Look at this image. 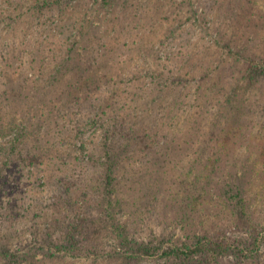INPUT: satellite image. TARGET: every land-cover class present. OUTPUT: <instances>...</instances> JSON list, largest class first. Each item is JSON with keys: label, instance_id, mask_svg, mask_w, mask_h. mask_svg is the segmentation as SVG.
<instances>
[{"label": "trees", "instance_id": "16d2710c", "mask_svg": "<svg viewBox=\"0 0 264 264\" xmlns=\"http://www.w3.org/2000/svg\"><path fill=\"white\" fill-rule=\"evenodd\" d=\"M166 1L88 0L111 15L107 26L73 18L64 38L35 46L26 63L17 47L4 57L0 134L14 141L3 151L0 193L17 148L51 195L0 201L10 224L41 219L28 226L27 246L12 241L20 229H3L0 264H264V49L252 43L256 31L264 41V0H208L212 22L206 13L188 19L207 34L218 19L233 30L218 29L198 60L186 49L174 61L154 55L151 75L133 73L134 57L173 31ZM9 3L0 21L14 36L23 14L28 28L77 6ZM20 138L48 155L34 159Z\"/></svg>", "mask_w": 264, "mask_h": 264}, {"label": "rangeland", "instance_id": "374dc122", "mask_svg": "<svg viewBox=\"0 0 264 264\" xmlns=\"http://www.w3.org/2000/svg\"><path fill=\"white\" fill-rule=\"evenodd\" d=\"M10 0H0V14L7 17V14L11 12V4L9 3ZM31 0H15L16 4L18 5V8L21 7L22 3L29 2ZM77 3V6H66L65 11L67 14L61 13V15H58L56 19H49L46 24H39V23H33L31 27L26 28L25 24L27 22H24V14L22 17H19L13 26L15 29H17L16 36L10 35L9 31L11 26H7L6 20L0 21V65L2 66L4 57H8L9 52L12 50V47H17L20 53V57H23L25 63L27 61V58H31L35 54V46H38L40 43L42 44H49L52 42H58L60 39L64 38L68 32H70V26L69 21H72L73 18H77L78 20L82 19L83 17H86V20H90L92 22H95L96 25L102 26L103 28L106 23V18L109 19L111 16L109 13H106L105 11L96 10L95 8L91 7L88 3V0H75ZM142 0H137V3L135 2L134 5L139 4L142 7H149L150 4L143 5L141 3ZM163 11L165 15H170V28L173 30L172 32H167L165 34H160L157 36V38L154 41V47L152 49L151 55H145L142 56L144 58L139 57L137 59L134 57L133 64L135 65L134 68H132L131 71L133 73H147V75H151V72L148 71L149 69V63L153 60L154 55H172L173 61L178 59L180 56L181 51H184L185 49L190 52V59L198 60L199 55L205 50V46L213 44L214 40L217 38V30L221 29L223 32L225 31H231L234 29L235 23L228 20L224 24H219L218 19V25L217 21L216 24L217 27L214 28V33L207 34L202 30V25H196V23L191 22V20L188 19L189 16L197 17L196 15H200L201 13H206V17L211 19V22L213 20V8L208 0H167L164 4ZM212 9V10H211ZM98 11V12H97ZM69 12H72L69 13ZM100 12V13H99ZM216 13V12H215ZM96 15V16H95ZM101 18H99V17ZM176 17V18H175ZM80 18V19H79ZM175 20L173 21L172 19ZM166 20H164L165 22ZM66 24L65 26H63ZM71 25V24H70ZM166 24H164L165 26ZM69 26V27H68ZM14 31V30H13ZM25 31L27 33L26 36H24ZM179 32H182L181 35L178 34ZM240 31L238 32V35ZM261 32L256 31L254 35V39L252 40L253 44H256L258 49H255V51H259L264 49V41L258 40L260 37ZM6 42V43H5ZM247 43H242L240 45H245ZM212 47V46H211ZM32 51V52H31ZM142 60V61H140ZM138 64H142L141 66H138ZM137 69V70H136ZM6 74L2 75L0 74V86L4 85V80L6 77H4ZM7 96V95H5ZM6 119V118H5ZM94 125L91 123H88L87 126L84 127L83 133L81 135V138L84 140H90L89 135L91 134L92 129H94ZM14 134H5V136H2L0 134V165L2 164V160L5 159L3 151H8L11 141H14L13 139ZM28 138V137H27ZM17 141V140H16ZM31 142V140H30ZM18 147H21L22 151L27 149L25 151L28 153V155H36L37 157H33L34 159H38V161H41L42 156H47L48 154L44 153L43 151H39L38 149H33L31 152H29L30 145L27 144V140L24 138H20L19 142L17 141ZM22 145V146H20ZM26 147V148H25ZM20 149V150H21ZM25 152L23 154H25ZM20 151L16 148L15 151L12 153V157L14 160L12 162H9L7 165H5V169L3 170V174L7 173V180L8 182H5L2 192L0 193L1 202H6L7 200H11V204L13 203H19L20 195L25 196L27 203L34 204L35 201L38 202H45L49 200V197L51 195V191L47 189L39 188L37 186V182H40L41 180H36V177H38L40 174L34 172L33 167H30L27 162L24 161H18L20 157ZM21 158V157H20ZM46 163V162H45ZM45 163L41 164V168H45ZM16 164L19 165V168L22 170L19 171L17 169ZM6 171V172H5ZM30 181V184H29ZM53 187V186H52ZM14 189V191H12ZM15 189L18 190L15 191ZM22 190V191H20ZM12 191V192H11ZM18 198L17 202L16 199ZM22 199V198H21ZM17 206V205H16ZM19 208V207H18ZM6 211V210H2ZM10 214L12 212L10 211ZM7 220H12L7 219ZM6 219L0 216V233L1 235H4V233L8 232L6 229L9 227V230H11L12 233L20 232V237L14 238L12 240L13 242L16 241L19 243L18 240L20 239L21 245L27 244L33 240L32 230L29 229L31 225L34 223L33 218L28 216L26 221L23 222H13V224H10ZM15 220V219H13ZM36 220L41 221V219L38 217ZM35 220V221H36ZM29 226V228H28ZM28 228V229H27ZM34 230V229H33ZM25 246V248H26ZM37 259H41L42 255L38 254ZM73 263H71V261ZM97 262H93L91 259L88 258H77V257H70V259H67L66 264H95Z\"/></svg>", "mask_w": 264, "mask_h": 264}]
</instances>
